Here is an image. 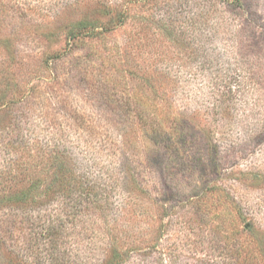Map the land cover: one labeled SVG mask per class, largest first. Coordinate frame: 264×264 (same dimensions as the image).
<instances>
[{
	"label": "rangeland",
	"instance_id": "1",
	"mask_svg": "<svg viewBox=\"0 0 264 264\" xmlns=\"http://www.w3.org/2000/svg\"><path fill=\"white\" fill-rule=\"evenodd\" d=\"M108 236L118 264H264V0H0V264H104Z\"/></svg>",
	"mask_w": 264,
	"mask_h": 264
},
{
	"label": "trees",
	"instance_id": "2",
	"mask_svg": "<svg viewBox=\"0 0 264 264\" xmlns=\"http://www.w3.org/2000/svg\"><path fill=\"white\" fill-rule=\"evenodd\" d=\"M234 1H237V0H234ZM111 7L112 6L108 7V9H110L108 11V14H110L113 11ZM115 16L116 18H120L118 17L119 14L117 13H115ZM115 21L119 22L120 20L110 18L104 24H101L100 22H96V21L87 20V19H81L77 21L74 25H72L69 28L67 32V49H65L66 52L72 50L77 44V42L83 38H87L88 40H94V39L101 38L106 33H109L111 30H113ZM61 54L63 53H58V55H61ZM138 80H141V77L140 78L138 77ZM226 83H230V82L227 81ZM30 142H31L30 139L29 141L27 140L25 145L28 146ZM66 157L67 155L64 150H57L56 154L53 156V168H55V170L59 168H63L64 166L63 162ZM64 180L65 179L62 180V182L64 183V187L68 184L70 185L69 180H68V183L66 180L65 181ZM52 183L55 185L54 182ZM60 185L61 183L58 184L59 187ZM41 186L42 185L39 179L34 178V177L29 178L25 182L24 191L22 190L20 192L21 195L17 196L19 200L24 201L25 210L27 209V211L28 210L30 211L31 209H36L42 203L43 189L41 188ZM50 186L52 185H49V187ZM49 187L47 188V192H49ZM112 229L111 227H108V231H107L108 234ZM110 237L108 236L109 243L110 245H112V248H110V251H114V254L113 255L109 254L108 256H106L104 260V264H118L120 260H123L125 256H127L128 253L127 251L119 252L114 247L113 237L112 239Z\"/></svg>",
	"mask_w": 264,
	"mask_h": 264
}]
</instances>
